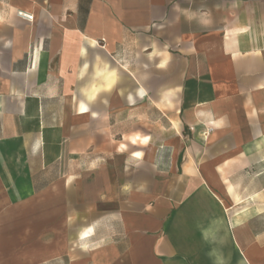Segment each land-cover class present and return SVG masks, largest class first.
Listing matches in <instances>:
<instances>
[{"label": "crops", "instance_id": "crops-1", "mask_svg": "<svg viewBox=\"0 0 264 264\" xmlns=\"http://www.w3.org/2000/svg\"><path fill=\"white\" fill-rule=\"evenodd\" d=\"M212 250L264 264V0H0V264Z\"/></svg>", "mask_w": 264, "mask_h": 264}, {"label": "clouds", "instance_id": "clouds-1", "mask_svg": "<svg viewBox=\"0 0 264 264\" xmlns=\"http://www.w3.org/2000/svg\"><path fill=\"white\" fill-rule=\"evenodd\" d=\"M174 10L180 12L181 15H183L185 20H187V21H192L194 19H198V21L203 26H207L211 22V19H210L211 14L209 11H206V10L201 11V10L197 9V10L193 11V10H189V9H182L179 7V5H174ZM176 19H177V21H179V16L176 17ZM164 66H165V64H163V63L157 65L158 68H163ZM107 90L110 91V88ZM95 95H96V93L94 92L93 93V99L95 98ZM104 103H107V101H104ZM134 155L139 156L140 154L136 153ZM127 162L128 161L126 159L125 164H127ZM122 187H126V188L130 189L131 186L130 185H123ZM146 210H150V209L146 206ZM210 255H214L216 257L218 264H226L225 258L222 255H217L216 250H212V252H210Z\"/></svg>", "mask_w": 264, "mask_h": 264}, {"label": "built area", "instance_id": "built-area-1", "mask_svg": "<svg viewBox=\"0 0 264 264\" xmlns=\"http://www.w3.org/2000/svg\"><path fill=\"white\" fill-rule=\"evenodd\" d=\"M18 15H20L21 17H24L27 20H32V15H30V14H25L23 12H18Z\"/></svg>", "mask_w": 264, "mask_h": 264}]
</instances>
